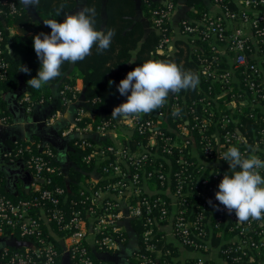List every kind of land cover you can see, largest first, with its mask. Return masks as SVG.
I'll use <instances>...</instances> for the list:
<instances>
[{"label":"built area","instance_id":"built-area-1","mask_svg":"<svg viewBox=\"0 0 264 264\" xmlns=\"http://www.w3.org/2000/svg\"><path fill=\"white\" fill-rule=\"evenodd\" d=\"M160 1L152 13L158 29L176 6V0ZM213 2L219 6V13L210 15L209 11L194 25L182 21V32L193 50L201 49L200 40L209 46V53H200L198 62L199 82L204 79L206 84L199 83L193 96L169 94L164 106L147 116L138 114L128 120L110 117L95 128L92 123L79 125L88 113L80 88L65 85L59 90L62 105L82 103L62 135L79 137L74 144L88 150L83 156L86 163L104 162L102 171L93 172L85 188L79 190L84 198L70 200V187L51 185L49 173L57 171L51 163L56 157L51 146L17 143L5 153L11 160H23L33 179L28 199L14 200L0 183V237L6 234L12 244L4 245L0 264H64V255L73 264H97L88 244L95 249L98 245L100 253L115 251L127 240L124 221L134 219L143 221L145 243L153 238L154 227L171 222L180 243L196 251L210 248V231L230 225L239 229V243L220 247L226 264L241 257L250 264H260L264 227L256 220L238 222L234 213L229 215L219 205L215 193L223 176L230 174L228 163L220 159L228 148L236 146L247 157L254 147V154L264 160V117L252 139L239 129L244 106L251 107L253 117L254 112L264 113V0H238L240 5L235 7L228 0ZM0 4L11 15L20 13L18 0H0ZM3 12L0 8V14ZM169 41L166 38V46H159V53L169 51ZM5 55V36L0 30V80L9 74ZM215 82L221 84L220 93L213 91ZM227 94L222 105L221 98ZM22 101L27 111L34 108L29 94L25 93ZM98 101L95 98L92 104ZM174 107L181 109L179 116L171 114ZM59 115L54 112L47 125ZM10 124L11 116L0 107V126ZM135 133L144 139L133 143ZM88 135L108 137L112 142L96 146ZM103 174L117 179L99 186ZM260 174L264 177V170ZM50 236L62 238L61 250ZM154 249V244H147L148 251L159 252ZM205 262L199 259L198 264ZM100 264L115 263L105 260ZM137 264H158L157 256L155 260L139 255Z\"/></svg>","mask_w":264,"mask_h":264},{"label":"trees","instance_id":"trees-1","mask_svg":"<svg viewBox=\"0 0 264 264\" xmlns=\"http://www.w3.org/2000/svg\"><path fill=\"white\" fill-rule=\"evenodd\" d=\"M21 1L22 0H18L20 13L15 15L9 14L7 7L0 4V8H3L4 10V12L0 14V30L3 31L5 36V56L10 63L8 77L0 80V107L7 114H9V112L5 108L6 102L4 97L8 93H14L19 88L21 81L25 83V93L30 95L35 107L38 104H48L52 100L55 93V86H57V92H59V90L65 85H76V81L79 78L84 84V88L80 92V95L86 102V108L88 109V113L84 116L82 121L79 122V125L92 123L96 128L100 122L111 117L114 107L126 102L127 98L119 94L117 86L119 85V82L126 77L127 73L132 71L135 67L148 60H171L178 66H182L183 70H190L200 77L198 73L199 55H201L200 53H209L208 44L201 40V49L199 51L193 50L190 47V41L187 37L176 39L174 41L175 49L172 53H159V46H166L165 39L171 38L172 36V27L169 20L163 24L161 29L156 28L152 21V13L154 9L161 5L160 0H84L82 8L89 7L95 9V29L98 31L107 29L114 30L115 35L112 38L110 47L101 53L97 51V48L94 45L91 50V55L87 56L84 60L73 64L72 69V64L65 62L61 66V75L58 78L53 79L50 83L44 84L39 90H37L29 87L27 84L28 80L37 75L40 68V61L33 48V37L41 32L50 33L51 29L47 26L45 29L39 21L33 22L23 9ZM210 2H213V0H185L189 10L183 20H187L193 25L198 23L205 13L209 12ZM61 6H63V12L60 15H57ZM77 6V0H40L39 6L37 7V13L44 22L50 19L63 22L65 14H74L78 12ZM231 6H234V4L231 3ZM140 10L142 11L143 16H139ZM12 28L16 29L14 34L10 33ZM133 60L135 63H131ZM20 65L27 66V68L30 69V74L19 70ZM110 81L113 83L110 84ZM199 83L202 86L206 84V81L200 79ZM198 88L199 86L195 90H181L178 93L189 98L196 93ZM213 91L215 93L221 92L220 82H215L213 84ZM228 95L229 94L221 98L222 105L225 103L224 100L228 99ZM95 98H99L100 101L93 105L92 101ZM58 108L64 110L65 106L60 102ZM243 109L245 114L243 112L239 115L242 123V125L239 126V129L252 139L257 130L263 124L261 116L264 117V113L260 112L258 114L254 112L253 117L249 112L251 110L250 106H244ZM141 115L147 116L148 114L141 113ZM63 129L64 127H60V131ZM88 137L96 146L105 147L112 142L108 137L95 138L91 135H88ZM142 137L144 139L145 136H140L138 133H135L133 135V143ZM68 138L69 159L75 164V166L70 167L67 174L63 171L61 163L58 160L57 148L51 144H46V146H51L56 153V157L51 160V163L57 167L55 173H49V176L52 178L51 185L66 188L70 187L71 191L68 193L70 200L84 198V196L79 193V190L85 188L86 180L91 177L93 172H96V170L99 172L102 171L104 162L86 163L83 160V156L88 153V150L81 149L74 144L75 140L79 137L72 135ZM20 143L24 144L25 142ZM13 147H15V144L12 145V148ZM116 179V176H107L106 174H103L98 185L105 186L109 182L116 181ZM0 183L4 184L6 187L2 175H0ZM151 185L154 186L152 182ZM49 186L50 185H47L46 187ZM5 193L14 200L28 199L32 194L30 190L25 188H21L18 194H16L7 189V187ZM131 222L139 236V247L138 250L131 254L130 264H137L139 261V255L142 254L153 256L156 260V251H148L147 244H154L156 250L163 251V264H174L171 260L172 254L167 253V251H169L170 248H173V246L166 241L163 231H160L158 227H154L153 238L148 243H145L144 236L142 235L145 230L142 223L143 221L140 219H134ZM258 225L261 224L258 223ZM237 233H239V229H231L230 225H227L225 228L220 227L210 231V236L212 237L213 245H218L225 241L222 246L227 248L239 243L236 238ZM251 233L255 236L254 231H251ZM124 234L127 236L126 232H124ZM17 238L19 239L20 236L17 235ZM24 239H29L31 241L33 240V237H26ZM51 240L54 241L61 250L63 242L62 238L52 236ZM0 241H2L4 245H10L9 242L11 240H9L5 234L0 237ZM127 243L128 240H126L123 245H126ZM10 246H12V244ZM88 247L92 253V258L97 264H100L105 260L107 261V259L101 256L102 253H100L101 250L98 248V245H96V249L89 244ZM201 250L204 252L207 251L204 249ZM71 263L73 264V262ZM198 263L199 259H189L184 264ZM205 263L214 264L213 261H206ZM229 264H250V262L247 258L241 257V259Z\"/></svg>","mask_w":264,"mask_h":264},{"label":"clouds","instance_id":"clouds-1","mask_svg":"<svg viewBox=\"0 0 264 264\" xmlns=\"http://www.w3.org/2000/svg\"><path fill=\"white\" fill-rule=\"evenodd\" d=\"M22 3L25 8L34 9L40 0H22ZM62 12L63 6L57 15ZM43 23L51 32H41L33 37L40 68L37 75L27 81L29 87L37 90L58 78L65 62L75 64L91 55L94 45L98 52L107 50L115 35L113 29H95V9L89 7H83L74 14H65L63 22L50 19ZM19 70L30 74L27 66L20 65ZM198 85L196 73L183 70L171 60L145 61L119 82L117 90L127 99L113 108L111 117L128 120L134 115L149 114L164 106L170 93L195 90ZM180 113L181 109L174 107L171 114L176 117ZM251 151L253 154L246 157L233 146L222 154L220 159L228 163L230 174L223 176L215 198L229 215L235 214L238 222L256 220L264 223V177L260 174L264 170V160L254 154L256 148H251ZM207 203L220 210L219 205H214L211 200Z\"/></svg>","mask_w":264,"mask_h":264},{"label":"crops","instance_id":"crops-1","mask_svg":"<svg viewBox=\"0 0 264 264\" xmlns=\"http://www.w3.org/2000/svg\"><path fill=\"white\" fill-rule=\"evenodd\" d=\"M228 1L233 3L235 6L240 5L238 0ZM77 2V10L80 11L82 9V5L84 4V0H77ZM21 4L28 17L33 22L39 21L40 24L46 29V26L43 23L44 20H42L37 13V7L34 9H27L25 8L22 1ZM209 9L210 15H214L215 13L217 14L220 11L219 6L215 5L214 2H210ZM188 10L189 7L186 5L185 0H176L175 9L169 19L172 27V36L170 38V41L168 42V52L172 53L174 51V41L176 39L186 37L181 29V21L186 16ZM139 14L140 16H143L141 10L139 11ZM15 32V28H12L10 30L11 34H14ZM72 66L73 64L71 65V69ZM76 85L80 88L81 92L84 88L83 81L78 78L76 81ZM54 89V96L48 104H38L30 112L26 110L25 103L22 101V96L25 94L26 90L25 83L23 81H21L19 88L14 93H8L4 97V100L6 102L5 108L12 118V124L7 126H0V175H2L7 189H9L13 193L18 194L21 188L29 190L30 183L33 177L32 172L27 168L23 160H11L5 156V153L12 147L13 144H17L20 142H30L35 145L43 144L42 140L36 135L35 126L44 125L48 127L49 125H47L46 120L49 119L54 112H60V115L55 118L53 124L50 126H54L59 123L60 127H64V129H66V127H68L70 123L74 121L77 115V109L82 105L81 102H76L65 106L64 110L59 109L58 105L61 101L59 92H57V86H55ZM31 118L32 121H30ZM64 129L61 130V134L63 133ZM68 151L69 147H67L66 155H62L57 149V157L61 163V166L62 163H67L66 156L69 155ZM94 175L98 176L97 173H94ZM131 223L132 222L129 220L124 221V228L128 237V243L126 245L118 247L113 252L102 253L101 256L103 258L115 264H130L131 254L138 250L139 247V236ZM260 224L264 227V223L260 222ZM158 228L160 231H163L166 241L170 243L174 248H170L169 250V253L172 254L171 260L174 264H184L189 259H202L205 261H213L214 264H226L220 251V247L225 241H223V243L221 244L213 245L212 237L210 236V248L206 252L196 251L180 243V241L173 234V227L171 222L162 226L160 225ZM90 239H92V236H90ZM2 244L3 242L0 241V248ZM163 256V251H159L157 253L158 264H163ZM63 263L72 264L67 255H64ZM260 264H264V251L262 253V256L260 257Z\"/></svg>","mask_w":264,"mask_h":264},{"label":"water","instance_id":"water-1","mask_svg":"<svg viewBox=\"0 0 264 264\" xmlns=\"http://www.w3.org/2000/svg\"><path fill=\"white\" fill-rule=\"evenodd\" d=\"M30 121H32V118ZM35 130H36V135L42 140L43 146L46 144H51L55 146L62 155L64 154L66 155L69 138L64 137L61 134L59 123H57L54 126H48V127L44 125L42 126L36 125ZM66 158H67V163H62V169L67 174L69 168L75 166V164L69 159V155L66 156Z\"/></svg>","mask_w":264,"mask_h":264},{"label":"flooded vegetation","instance_id":"flooded-vegetation-1","mask_svg":"<svg viewBox=\"0 0 264 264\" xmlns=\"http://www.w3.org/2000/svg\"><path fill=\"white\" fill-rule=\"evenodd\" d=\"M3 245H4V243L1 245V248H0V256H1L2 249L4 247Z\"/></svg>","mask_w":264,"mask_h":264}]
</instances>
